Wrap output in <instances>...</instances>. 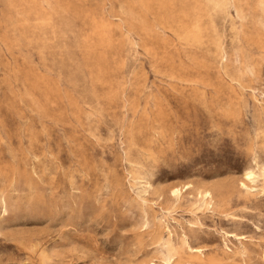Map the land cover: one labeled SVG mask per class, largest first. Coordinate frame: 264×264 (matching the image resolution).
<instances>
[{"label":"rangeland","instance_id":"1","mask_svg":"<svg viewBox=\"0 0 264 264\" xmlns=\"http://www.w3.org/2000/svg\"><path fill=\"white\" fill-rule=\"evenodd\" d=\"M166 263L264 264V0H0V264Z\"/></svg>","mask_w":264,"mask_h":264},{"label":"bare ground","instance_id":"2","mask_svg":"<svg viewBox=\"0 0 264 264\" xmlns=\"http://www.w3.org/2000/svg\"><path fill=\"white\" fill-rule=\"evenodd\" d=\"M256 179L255 175L253 172L249 171L247 173H245L242 182L240 183V186L242 188H246V184L245 182H253ZM171 196L173 198H177L180 194H181V189H173L170 192ZM201 197L205 200H210L212 201L213 197L210 193L205 192L203 195H201ZM233 234H227V236L231 237ZM197 251V250H195ZM166 264H170V263H166Z\"/></svg>","mask_w":264,"mask_h":264}]
</instances>
